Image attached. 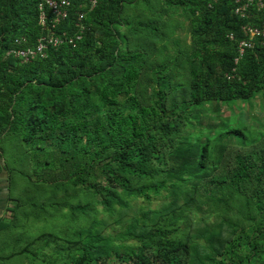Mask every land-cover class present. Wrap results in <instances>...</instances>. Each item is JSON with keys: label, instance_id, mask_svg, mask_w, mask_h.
Listing matches in <instances>:
<instances>
[{"label": "trees", "instance_id": "16d2710c", "mask_svg": "<svg viewBox=\"0 0 264 264\" xmlns=\"http://www.w3.org/2000/svg\"><path fill=\"white\" fill-rule=\"evenodd\" d=\"M40 1L0 0V137L13 132L32 151L50 143L54 151H41V164L61 167L47 181L33 170L35 181L21 180L19 196L29 192L28 203L35 206L48 189L41 200L55 209L67 206L76 217L94 212L91 200L68 201L76 184L99 195L103 210H110L115 201L126 203L122 192L148 198L190 183L211 197L219 194L223 211L201 235L212 242L211 249L150 228L134 233L138 244L122 252L123 259L132 264H264V138L250 137L242 125H221L215 146H209V138L199 142L180 133L191 106L245 101L255 93L264 102V41L245 50L230 70L239 27L256 18L235 16L232 0H162L163 10L179 8L187 17L191 35L184 55L187 81L176 82L164 76L162 65L152 70L153 78L140 77L159 34L157 26L141 20L137 27L126 25L123 9L137 0H95L91 9L89 0H70L66 16L53 25L46 11L45 27L37 22ZM44 34L61 38L58 45H46L44 56L21 63L5 55L14 38H24L19 47L33 46ZM228 136L238 144L227 142ZM97 164L99 173L93 170ZM3 170L9 191L14 172L0 163ZM98 175L106 187L97 183ZM92 243L87 239L75 264L107 254L105 245Z\"/></svg>", "mask_w": 264, "mask_h": 264}, {"label": "rangeland", "instance_id": "374dc122", "mask_svg": "<svg viewBox=\"0 0 264 264\" xmlns=\"http://www.w3.org/2000/svg\"><path fill=\"white\" fill-rule=\"evenodd\" d=\"M162 8V0H137L123 9L122 16L129 21L126 24L128 27H137L140 20L157 26L159 35L154 39V50L145 56L141 64L140 77L146 75L153 78L152 70L162 65L166 69L164 76L169 81L185 82L187 63L184 55L191 42L188 19L179 8ZM124 27L119 29L120 32H125ZM141 78L138 81H142ZM185 116L180 133L189 136L190 140L196 136L199 142L209 138V146L220 143L218 131L221 125H242V131L250 137L264 138V102L259 93L245 101H214L191 106ZM18 136L8 132L0 137V163L7 164L14 172L9 191L6 172H0V222L3 224L0 229V264H75L87 239L93 241L94 247L105 245L107 254L88 258L82 264H132V260L123 259L122 252L138 244L134 233L150 228H158L166 236L176 235L194 243H207L206 250L211 249L212 242L201 235L202 230L208 228L205 224L216 220L223 211L217 200L219 194L211 197L210 192L197 191L190 183L182 184L175 191L161 190L148 198L122 192L121 200L126 203L122 205L115 201L110 210H103L99 195L93 197L83 190L84 185L76 184V190L66 197L71 204L91 200L94 212L88 216L73 217L67 206L61 209L48 206L41 200L42 196L50 194L47 188L44 195L34 200L36 205L32 206L28 203L29 192L19 196L18 188L23 185L20 181L26 177L35 181V173L46 181L51 180L60 173L61 167L56 162L52 167L41 164V151H54L50 143H43L42 150L38 148L32 151L27 144L20 142ZM226 141L238 144L234 136H228ZM168 162L174 163V160L168 159ZM93 170L99 173L100 164L95 165ZM100 176L96 177L97 183L106 187L105 179L101 180ZM94 186L90 189L94 190ZM60 196L61 193H58ZM232 208H235V204ZM172 216L175 218L171 219ZM128 232L134 236H127ZM92 254L95 255V252Z\"/></svg>", "mask_w": 264, "mask_h": 264}, {"label": "built area", "instance_id": "2783aa9c", "mask_svg": "<svg viewBox=\"0 0 264 264\" xmlns=\"http://www.w3.org/2000/svg\"><path fill=\"white\" fill-rule=\"evenodd\" d=\"M217 0H210V3H214ZM233 7L232 13L240 19L246 20L253 17L256 21L241 23L239 30L241 37L236 42L235 55L232 59L231 71H234V65L241 58L245 50L251 49L256 43L262 45L264 41V0H232ZM70 0H41L37 5V22L41 27L47 26L46 11H49L52 15L48 20V24L53 25L60 19H63L67 13V7ZM95 3V0H89L88 9H91ZM82 17V12H77V18ZM79 36L76 35V38ZM230 39L233 38L231 34H228ZM21 41H24L22 37H16L13 39L14 45L10 46L5 55L18 59L19 62L24 63L35 57L44 56V48L47 44L58 45L61 42V38L53 34H44L36 38V42L33 46L19 47ZM67 42H72V37H68Z\"/></svg>", "mask_w": 264, "mask_h": 264}]
</instances>
